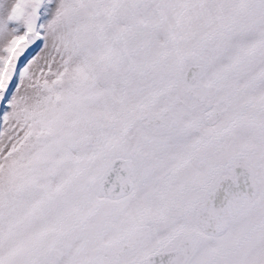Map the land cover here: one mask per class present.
<instances>
[{
	"label": "snow or ice",
	"instance_id": "snow-or-ice-1",
	"mask_svg": "<svg viewBox=\"0 0 264 264\" xmlns=\"http://www.w3.org/2000/svg\"><path fill=\"white\" fill-rule=\"evenodd\" d=\"M0 264H264V0H0Z\"/></svg>",
	"mask_w": 264,
	"mask_h": 264
}]
</instances>
